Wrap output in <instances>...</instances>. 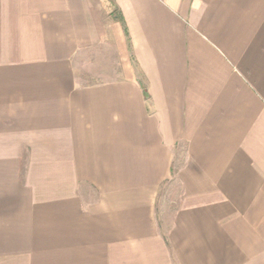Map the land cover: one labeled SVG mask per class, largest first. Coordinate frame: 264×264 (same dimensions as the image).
Wrapping results in <instances>:
<instances>
[{
    "label": "crops",
    "instance_id": "0c3cea01",
    "mask_svg": "<svg viewBox=\"0 0 264 264\" xmlns=\"http://www.w3.org/2000/svg\"><path fill=\"white\" fill-rule=\"evenodd\" d=\"M0 264H264V0H0Z\"/></svg>",
    "mask_w": 264,
    "mask_h": 264
},
{
    "label": "rangeland",
    "instance_id": "374dc122",
    "mask_svg": "<svg viewBox=\"0 0 264 264\" xmlns=\"http://www.w3.org/2000/svg\"><path fill=\"white\" fill-rule=\"evenodd\" d=\"M164 192L168 196V198H166L167 199L166 207L168 209H173L174 207H176V201L178 200L176 188L174 187L173 184H169V185L167 184L164 187Z\"/></svg>",
    "mask_w": 264,
    "mask_h": 264
}]
</instances>
